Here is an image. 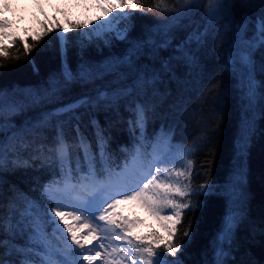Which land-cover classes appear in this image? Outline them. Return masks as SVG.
Here are the masks:
<instances>
[{
    "label": "snow or ice",
    "instance_id": "1",
    "mask_svg": "<svg viewBox=\"0 0 264 264\" xmlns=\"http://www.w3.org/2000/svg\"><path fill=\"white\" fill-rule=\"evenodd\" d=\"M261 2L264 4V0ZM204 3L207 5L204 16L209 23L193 28L181 44L173 49L185 60L190 58L193 63L196 60L193 48L202 47L206 43L209 33L215 30L213 25L218 23V18L223 19L222 13L230 0H204ZM198 6L199 0H175L171 6L164 0H159L155 8L156 12L160 13L156 17L160 22V28L154 34L155 38L150 34L143 40H137L135 44H129L123 54L109 56L100 62L93 63L80 55L75 69L68 59L70 37L66 34L70 29H61L59 24H55L53 29L33 37V43H25L24 53L29 55L49 32L55 30L61 68L49 77L45 87L41 89L27 92L0 89V176L10 167L30 166L27 161L20 163L21 154L30 149L36 153V158L44 157L46 160L51 158L53 163L58 164L59 172L58 179L43 185L41 197L47 203H42L15 188L12 189V196L5 201L3 181L0 179V236L3 237L0 238L2 250L0 264H123L124 259L130 264H183L178 253H183L187 238H190L191 221L183 234L186 239L178 244L174 238L183 223L185 211L195 212L202 207V203L200 199L194 202H181L176 197L185 198L189 195L206 197L213 192L212 184L205 183L191 189L187 184L180 187L178 184L161 183L153 173L151 163L142 175H130L127 163L120 172L108 167L100 172L97 167L98 161L107 164L109 157L107 138L103 130L97 126V122L92 121V124L97 126L98 153H94L92 144L81 132L79 123L74 129L75 140L70 142L64 125L58 121L61 116H74L76 111L82 108L90 109L101 104L118 105L121 101L132 98L128 104L133 117L128 121L129 126L134 134L139 131L140 138L147 139L146 128L151 108L141 97V93L144 97L148 95V90L154 88L159 76L170 68L173 57L161 59V71L140 69L138 58L146 51L154 50L155 54L171 47L172 40L169 37L174 31L173 21L182 19L186 13ZM136 11L144 12L138 0H118V3L110 4L105 9L104 17L97 18L98 23L89 22L91 27L83 24H72L70 27L73 31L83 29L79 33L82 37L81 45L93 41H102L105 45H110L113 38L125 42L128 40L130 29L127 26L121 27V24L131 21ZM148 11L151 12L153 9L149 8ZM249 23L250 18L244 15L237 22H229L226 25L227 30L233 32L235 38L230 41L221 40L218 46L222 49L221 54L225 63L232 68L239 66L242 74L246 76L249 100L255 97L257 87L261 89V99L264 100V80L257 84L254 71V53L264 49V13L256 18L251 36L248 35ZM3 27H7V21L0 20V28ZM17 40L18 38L14 39L13 43ZM232 45H235V50ZM9 52L7 46L0 48V56L3 59L9 58ZM3 66L0 63V67ZM133 70L135 75L130 77L128 73ZM261 70L264 72V63ZM108 77L113 78L111 83H101L99 87H95L98 81L103 82ZM77 84L82 87L92 85L94 94L84 92L71 103L57 108L55 112L45 113L31 125L33 139H29L28 134L23 137L17 136V130L8 127L11 116L19 114L27 107L54 99ZM46 129L54 132L50 145L37 142L40 133ZM247 131L244 130L237 145L240 156L246 154L249 139ZM141 146L140 144L136 146L132 155L133 161L141 156ZM76 150L83 155L86 168L73 167L71 158L73 151ZM121 151L127 149L121 148ZM193 151L194 149L190 148L186 155L193 154ZM191 165V160L185 165L188 169L186 178L189 180ZM155 173H160V169L156 168ZM165 175L169 176L171 173ZM234 175L236 183L233 190L241 183L243 169ZM175 176L183 177L185 173L175 172ZM144 180L147 182H143ZM107 187L114 188L115 191H109L101 199L100 193L106 191ZM115 196H120L123 200H140L154 215L165 222L167 237L162 238L153 232L150 234L153 239H148L147 236L131 233L130 229L137 221H129L126 217L116 219L110 211L121 203V199H116ZM108 200H111V203H108ZM165 209L171 214L161 215ZM97 212L100 213L99 216L96 215ZM85 216L97 225L100 221L105 222L104 239L98 235V229L87 222ZM240 220L238 209L234 208L225 214L212 244L213 258L208 264H229L228 258L233 250L235 230ZM49 227L52 228L51 234L48 231ZM57 232L60 234L59 237L56 236ZM18 233L22 234V241L14 239ZM109 235L113 237L112 242L124 241L125 246L108 251L105 241ZM60 237H63V240ZM127 246H130L129 250L125 251L124 247ZM160 248H163L164 252H159ZM118 252H123L120 259L114 258V254ZM13 254L19 257L17 261L9 259ZM137 254L139 260L134 258Z\"/></svg>",
    "mask_w": 264,
    "mask_h": 264
},
{
    "label": "trees",
    "instance_id": "2",
    "mask_svg": "<svg viewBox=\"0 0 264 264\" xmlns=\"http://www.w3.org/2000/svg\"><path fill=\"white\" fill-rule=\"evenodd\" d=\"M158 2L159 0H138L144 12L136 11L131 21L121 24L130 29L125 42L113 38L110 45H105L102 41L81 45L82 37L79 33L83 29L73 31L70 26L83 22L70 18L67 13L63 14L68 23L66 27L62 26L59 18H52L50 22L41 19L37 28L31 32H12L9 38L0 35V48L7 46L10 50L8 59L0 56V63L4 65L0 67V89H15L17 92L41 89L45 87L49 77L60 70L61 56L55 30L49 32L33 48L31 54L24 53L25 43H33V37L53 29V25L59 24L61 29H70L66 34L70 37L68 59L75 69L80 55L93 63L100 62L109 56L123 54L129 44H135L137 40H143L150 34L155 38L154 34L160 28V22L156 18L160 13L155 8ZM164 2L171 6L175 0ZM149 8L153 11L149 12ZM206 8L204 0H199L198 7L186 13L182 19L173 21L174 31L169 37L172 46L167 50L155 54L154 50L146 51L138 58L140 69L161 71V59L173 57L170 68L159 76L154 88L148 90V95L144 97L141 93V97L151 108L146 128L147 139L140 138L139 131L134 134L129 126L128 121L133 117L128 104L132 98L121 101L118 105L101 104L90 109L82 108L74 116H61L58 122L64 125L70 142L75 140L74 129L79 123L81 132L88 137L94 153H98L97 126L103 130L108 141L109 159L107 164L98 161L100 172L105 167L115 171L121 169L138 144L142 145L140 151L144 162L156 149L163 152L174 143L188 150L193 148V154L189 155V160L192 161L190 180L186 178L188 169L182 168L180 171L185 173L183 181L191 189L210 183L213 192L206 197L189 195L180 199L181 202L200 199L202 203V207L195 212L185 211L183 223L174 238L178 244L186 239L183 234L191 221L190 238H187L183 253H178L181 261L183 264H208L213 258L212 244L222 220L227 212L235 208L240 211L241 220L235 230L229 264H264V100L261 99L259 87L255 97L249 100L246 76L239 66L232 68L225 63L222 49L218 46L221 40L230 41L235 38L226 25L239 21L242 15L250 18L248 35L251 36L256 18L264 13V4L261 0H230L222 13L223 19L218 18V23L213 25L215 30L209 33L206 43L202 47L193 48L196 55L193 63L190 58L185 60L173 49L181 44L193 28L209 23L204 16ZM16 38L17 42L13 43ZM232 47L235 50V45ZM262 63L264 49L254 53L257 84L264 80ZM128 75L134 76L135 70ZM112 80V77H108L103 82L98 81L95 87H99L101 83H111ZM84 92L94 94L93 86L73 85L62 95L37 106L27 107L11 116L8 127L16 129L17 136L28 134L29 139H33L32 124L45 113L55 112ZM92 121H96L97 126ZM245 129L248 130L249 139L246 154L240 156L237 145ZM53 136L54 132L46 129L40 133L37 142L50 145ZM121 148H126L127 151H121ZM164 156L163 154L162 158ZM24 161L30 166L10 167L0 176L5 201L12 196V189L15 188L47 203L42 199L41 191L44 184L58 179V164L53 163L51 158H36V153L31 149L21 154L20 163L23 164ZM71 163L74 168H86L83 155L78 150L73 151ZM240 169H243L241 183L233 190L236 183L234 174ZM165 214L166 211L161 213ZM164 223L162 222L163 225ZM48 231L51 234L52 228L49 227ZM154 232L157 233V230ZM56 236L60 235L56 233ZM14 239L22 241L23 236L18 233ZM60 239L63 240V237ZM158 251L164 252V249L160 248ZM9 259L17 261L19 257L13 254Z\"/></svg>",
    "mask_w": 264,
    "mask_h": 264
},
{
    "label": "rangeland",
    "instance_id": "3",
    "mask_svg": "<svg viewBox=\"0 0 264 264\" xmlns=\"http://www.w3.org/2000/svg\"><path fill=\"white\" fill-rule=\"evenodd\" d=\"M116 3H118V0H0V20L7 21V27L0 28V35L9 38L12 32H31V30L37 28V24H39L41 19H46L50 22L52 18H59L62 26L66 27L68 23L63 15L64 13L70 15L72 19L82 20L84 25L91 27L89 22L98 23L97 18L104 17L105 9L108 8L110 4ZM187 151V148L175 143L167 146V149L163 152L156 149V151L150 154V159L147 164H144L141 156L135 161L131 159L129 163H127L128 172L130 175H142L147 171L148 164L151 163L152 171L157 175L161 183L178 184L180 187H184L186 183H184L183 177L177 178L175 172H181L180 169L182 168L183 170L187 169L185 166L189 160V155H186ZM163 154L165 155L164 158H162ZM156 160H162L164 162L157 163L155 162ZM156 168L160 169V173H155ZM165 173H171V175L166 176ZM150 178L151 177H149V179ZM143 182L146 183L147 180ZM109 191H115V189L107 187L106 191L100 193L101 199H103ZM149 195H151V192ZM115 198L121 199V203L110 210L115 218L120 219L121 217H126L129 221H137V223L131 227V233L153 239L150 234L156 229L157 234H161L160 236L162 238L167 237V230L162 224L161 219L154 215L140 200H123L120 196H115ZM176 199L180 200L181 198L176 197ZM108 203H111V200H108ZM106 206L105 204V207ZM164 211L167 212L165 215L171 214L167 209ZM77 214L79 215L81 213ZM96 215L99 216L100 213L97 212ZM85 218L89 224H92L93 227L98 229V235L104 239L105 232L103 229L105 222L100 221L97 225L87 216H85ZM112 241L113 237L109 235L105 241L108 251H111L112 248L125 246L124 241ZM129 247L130 246L124 247V250L128 251ZM97 250L104 251L103 249ZM130 255H132V253H130ZM122 256L123 252L114 254V258L116 259H120ZM134 258L139 260V255H135ZM123 264H130V262L124 259Z\"/></svg>",
    "mask_w": 264,
    "mask_h": 264
}]
</instances>
